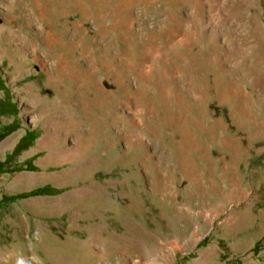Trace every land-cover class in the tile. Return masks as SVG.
Here are the masks:
<instances>
[{"label":"rangeland","instance_id":"1","mask_svg":"<svg viewBox=\"0 0 264 264\" xmlns=\"http://www.w3.org/2000/svg\"><path fill=\"white\" fill-rule=\"evenodd\" d=\"M0 99V264H264V0H0Z\"/></svg>","mask_w":264,"mask_h":264},{"label":"trees","instance_id":"2","mask_svg":"<svg viewBox=\"0 0 264 264\" xmlns=\"http://www.w3.org/2000/svg\"><path fill=\"white\" fill-rule=\"evenodd\" d=\"M4 101H2L0 99V103H3ZM2 104H0V108L2 107L1 106ZM15 111H13L14 113ZM7 113L6 110H3V109H0V115L2 114H5ZM13 130H15V128H10V127H6L4 130L0 131V141L2 139H4L8 134H10ZM28 136V134L24 135L20 141L17 143V145L15 146L14 150L12 151L11 154H9L7 156V158L4 160V161H0V174L3 173V172H7V171H19V170H23L24 166L25 165H16V166H13L11 168H6L5 169V166H10L15 158V156H17L18 154H20L22 151L26 150L27 148L30 147V145L32 144L31 140L29 142H24V139ZM33 160V159H31ZM27 167L26 168H30V164L27 163L26 165ZM47 189L48 187L47 186H44V187H40V188H37L33 191H30L29 193L27 194H17V195H12L10 197H7V196H3L0 200V205L4 202H8V201H13L19 197H22V196H28V195H31V194H42V193H45L47 192Z\"/></svg>","mask_w":264,"mask_h":264},{"label":"crops","instance_id":"3","mask_svg":"<svg viewBox=\"0 0 264 264\" xmlns=\"http://www.w3.org/2000/svg\"><path fill=\"white\" fill-rule=\"evenodd\" d=\"M2 104H3L2 107L5 104V106L3 108L7 111V113H11L13 115V117H12V120H10V121H7V122L5 121L3 123H0V131L4 130L6 127L14 128V125L16 122V120H15L16 115H14V113H13V111H15L14 105L9 104L8 102H7V104H6V102H3ZM11 114H6V115H11ZM2 115H4V114H2ZM20 129L21 128L17 127V128H15V130H13L11 132V133H14L15 135H17V137H15V139L11 138V140H10L9 138L14 134H12L11 136H9L10 134H8L4 139H2L0 141V155H4L7 158V156L12 153V151L15 148V145H17V143H18V140L23 136V134L20 132ZM26 151L27 150H24L20 154L17 155L18 157L23 155V158L19 159V162H23V160H26L27 158L30 157V155H25ZM6 158L1 159V160L4 161Z\"/></svg>","mask_w":264,"mask_h":264},{"label":"bare ground","instance_id":"4","mask_svg":"<svg viewBox=\"0 0 264 264\" xmlns=\"http://www.w3.org/2000/svg\"><path fill=\"white\" fill-rule=\"evenodd\" d=\"M15 137H17V135H12L9 139H15ZM9 140V141H10ZM47 143H49V139H48V135H45L43 137V139L38 143V146L36 148V150H39V148L43 147V146H47ZM5 144V143H4ZM49 149V148H48ZM52 177V176H51Z\"/></svg>","mask_w":264,"mask_h":264}]
</instances>
